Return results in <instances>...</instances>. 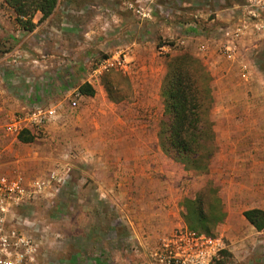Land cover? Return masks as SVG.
Listing matches in <instances>:
<instances>
[{
	"label": "rangeland",
	"instance_id": "rangeland-1",
	"mask_svg": "<svg viewBox=\"0 0 264 264\" xmlns=\"http://www.w3.org/2000/svg\"><path fill=\"white\" fill-rule=\"evenodd\" d=\"M71 1L59 0V13L78 6L75 5L77 0L75 3ZM110 1L113 0H107L108 4ZM145 2L137 0L127 8L132 12L131 5L139 4L152 10L151 19L139 21L145 23L139 41L150 40L151 51H138L139 55H135L137 61L133 60L135 57L130 59L125 53H117L121 58L125 56V70L96 71L104 59L116 54L95 50L85 57V74L81 75L85 83L89 81L95 86L94 95H97L87 103L81 101L82 106L107 108L109 102L128 101L135 112L133 120H130L134 124V135L125 129L118 135L113 134L108 128L103 135L87 138L90 144H86L87 129L71 124L65 127L63 114L60 116L61 106L68 116L79 111L70 107V95L66 96L69 94L66 92L75 87L76 80L71 77L67 80L71 86L61 94L63 103L60 107L44 103L45 107L56 108L58 113L57 118L49 123H53L51 135L54 137L45 132L31 143L14 142L2 157L1 170L20 172L29 181L44 177L50 170H69V179L58 193L49 191V195L28 207V217L43 235L40 264H147L149 246L137 244L133 230L129 231L132 225L139 227L136 224L145 217L151 224L162 220L164 224L174 222V227L182 225L187 228L183 201L198 193L205 196V213L209 212L208 199L214 195L219 198L225 213L224 220L211 231L214 236H222L227 245L214 264H264V228L257 231L243 216L246 210L264 211V47L257 56H252L253 49L243 48L239 39L233 61L223 58L218 51L224 41L222 31L226 27L232 30L237 26L235 22L242 18L245 0H199L197 6H191L190 0H183L182 4L181 0H155L150 1V5H145ZM224 9L233 10L231 22L215 20L208 24L210 19H215V11ZM195 11L201 15L208 13L207 20L202 17L195 20L191 16ZM39 14H34L33 19ZM95 14H98L96 8L84 10L86 17ZM166 28L174 32L182 29L185 36L173 34L163 38L162 32ZM30 33L31 30L26 31L16 23L13 9L0 0V81L18 72L19 77L15 76L18 87L26 83L31 85L40 79L44 85L41 90L51 97L54 81L61 80L63 73L49 70L45 64L46 56H38L31 50L29 53L25 36ZM198 36L204 39L198 42ZM181 40L184 42L180 44ZM200 44L208 46L207 55L198 53ZM162 45L169 46L170 50L160 51ZM182 53L199 60L211 77L213 105L209 116L217 150L205 174L185 171L182 164L162 150L159 142L158 132L163 120L160 86L166 73V62L169 57ZM13 60L17 64L12 65ZM28 67L32 69L27 70ZM36 67L41 70L38 75L34 74L37 73ZM107 110L109 114L104 116L101 113L95 118L110 126L114 119L112 114L110 116V109ZM162 127L167 129V126ZM118 144L121 150L128 145L135 147V152L130 154L140 171L135 175L145 176L147 182L130 184L128 189L127 185H121L123 189L120 191L127 194L119 200L113 199L114 203L110 192L109 198L101 196L102 189L106 191V186L109 189L111 185L97 184L94 175L96 164L110 155L108 150H116ZM38 146L52 150L54 155L41 161L37 169L30 165L28 169L22 168L24 160L20 157ZM10 151H19L20 156L15 157ZM121 156L118 153V158ZM47 160L51 162L47 163ZM159 237L155 236L152 241Z\"/></svg>",
	"mask_w": 264,
	"mask_h": 264
},
{
	"label": "crops",
	"instance_id": "crops-1",
	"mask_svg": "<svg viewBox=\"0 0 264 264\" xmlns=\"http://www.w3.org/2000/svg\"><path fill=\"white\" fill-rule=\"evenodd\" d=\"M72 1V3L76 2L75 0ZM77 1L78 2L75 5L78 6L69 8L67 12H63L62 10L59 13L58 0L53 13L49 17L39 20V14V16L32 20L34 27L32 28L31 33L25 36V41H28L26 43L29 45V51L31 50L33 54L38 56H46L45 64L49 70L61 71L63 73L61 80L56 79L54 81L53 95L51 97L46 96L47 94L45 91L41 90L44 85L41 83L40 79L38 80L36 78V76L34 77L37 80L32 82L31 85H27L26 83L18 87V85L15 84V76L19 77V73H14L13 77L10 74L5 81H0V125L4 124L12 114L24 113L34 104L47 105L49 102L52 106L60 107L63 103L61 96L64 92L63 90L66 87L71 86L70 83L67 84L68 79L73 77L76 80V83L75 87L72 88V91L66 92L69 93L66 96H69L70 93L77 90L81 84L85 83V80L81 78V75L85 74L83 69L85 66L84 62L87 61L85 60V57L93 54L95 50L104 54L125 53L130 59H133L135 55H139V53H137L138 51H151L152 42H150V40L139 41L145 23L139 22L143 20L136 19L133 16V13L127 8V5L129 7L130 3L137 2V0H113L110 1V4H108L107 0ZM150 1L153 2L155 0H146L145 5H150L148 4ZM190 1L191 6L199 5V0ZM182 3L183 0H181V4ZM90 7L96 8L98 14L91 17L84 16V10ZM232 11V9L215 11V19H210L208 24L215 20L222 23L231 22L233 17ZM107 13L109 15H106ZM208 15L209 14L206 12L202 15L196 11L191 13V16H193L195 20H200V17L207 20ZM162 33L164 34L163 38H165V36L170 37L173 34L185 36V32L182 31V29H180V32H174L173 30L170 31L169 28H166ZM244 34H246L245 37L242 36L240 38L243 43V48L246 50L252 48L253 51H251L250 55L257 56L262 47H264V31L254 33L251 30H246ZM250 34L252 37H250ZM197 38L198 39L196 40H198V42L199 39H204L203 36H198ZM209 40L212 42L211 39H207V41ZM31 51L29 53H31ZM209 57L211 56H208V58ZM137 58L138 57H135L133 60L137 61ZM30 69H32V67H28L27 70ZM36 71L37 73L34 74L37 75L41 72L39 68H37ZM67 74H71V76L69 77ZM88 83L90 82L88 81ZM90 85L95 88L92 83H90ZM94 98H97V95L92 97L82 96L79 99L76 108L79 109V111L76 114H70L69 116L65 115L66 110L64 109V106H61L63 110L60 112V116L63 114L65 127L67 126L68 128V125L71 124L73 126H80V128H84V130L87 129L85 134L86 139H92V137L103 135L104 131L108 130V128L112 130L113 134L118 135L125 129L127 132L131 130V134L134 135V124L131 123L130 120H133L135 112L132 110L133 108L130 107L131 104L128 101L119 102L118 104L113 102H109L110 104L108 103L107 108L110 109V116L113 115L114 123L112 125L110 124V126H106L105 124L103 125L104 122H99V120L95 118V115L98 117L101 113H104V116H106L109 114L107 108H98L87 104L82 106L81 101L84 100V102L87 103L88 99L92 100ZM67 128L65 129V132ZM52 130L53 123L45 126L44 133L46 132L51 137H54L51 135L53 134ZM89 139H87L88 142L86 144H90ZM102 148L105 149V145H103ZM116 148V150H108V154L110 155L107 154L108 156H106V159L101 160L99 165L96 164L94 175L97 184L111 185L109 189L106 186V191L102 189L101 196L109 198L110 192L112 201L113 199L119 200V197H124V195L127 194V192L120 191L123 189L121 188V185H127L128 189L130 184L147 182L145 176L139 177L138 175H135L136 172H140L137 170V164L135 163L136 160H134L135 158H131L130 155L135 152V147L133 145H128L125 150H121L118 144ZM10 152L12 155H15V157L20 156L18 153L19 151L15 153L12 151ZM51 153L52 150H44L39 146L33 147L28 154H23L24 156L20 157V160H24L22 162V168L25 167L28 169L30 165L31 168L37 169L38 166L41 165V161L48 159V156L54 155V153ZM118 153L122 154V158H118ZM109 156L110 158H107ZM48 161L49 160L46 162H51ZM143 174L145 175L146 173L144 172ZM147 177L149 178L150 175L148 174ZM100 188H103V186ZM140 220L142 222L139 221L136 224V226L139 227H134L132 225L133 228L130 230L128 229L129 231L133 230V238L135 237V240L139 245L150 246L155 242L152 241V238L158 235L162 236V232H168L175 228L173 224L174 222L164 224L163 221L160 220L156 222V224H151L147 222L148 219L145 217ZM132 223L134 224V222Z\"/></svg>",
	"mask_w": 264,
	"mask_h": 264
},
{
	"label": "built area",
	"instance_id": "built-area-1",
	"mask_svg": "<svg viewBox=\"0 0 264 264\" xmlns=\"http://www.w3.org/2000/svg\"><path fill=\"white\" fill-rule=\"evenodd\" d=\"M131 8L139 20L152 18V10L144 5H131ZM241 15L242 18L235 22L237 26L234 29L226 27L222 31L224 41L218 47L219 54L231 61L236 58L239 39L246 30L256 33L264 31V0H245ZM183 42L181 40L180 44ZM197 49L198 53L208 54V46L205 44H200ZM159 50L169 51L170 47L162 45ZM124 58L120 54L106 58L96 71L125 70L127 63ZM14 64H17L15 60L12 61V65ZM81 97L78 90L70 93V107L77 108ZM57 116L56 108L42 104H34L24 113L12 114L0 125V167L3 155L14 142H19L17 137L22 132L28 131L37 138ZM68 179V169L50 170L35 181L26 180L20 172L0 169V264H40L43 235L28 217V207L50 193H58ZM226 249L222 236H208L181 225L159 237L152 247L149 246L147 264H214Z\"/></svg>",
	"mask_w": 264,
	"mask_h": 264
},
{
	"label": "trees",
	"instance_id": "trees-1",
	"mask_svg": "<svg viewBox=\"0 0 264 264\" xmlns=\"http://www.w3.org/2000/svg\"><path fill=\"white\" fill-rule=\"evenodd\" d=\"M16 15V23L22 29L32 30L34 14L40 13V20L49 17L58 0H3ZM81 96L92 97L95 90L90 83L78 87ZM163 104V120L159 128V142L163 151L183 165L185 171L205 174L210 160L216 153L213 123L210 110L213 105L211 77L199 60L182 53L169 57L166 73L160 86ZM167 126V129H162ZM165 133V134H164ZM164 134V135H163ZM20 143H31L34 136L28 131L18 137ZM204 194L183 201V217L187 228L208 236L225 218L219 198L208 199V213L204 212ZM244 218L257 230L264 228V211L251 209L243 212Z\"/></svg>",
	"mask_w": 264,
	"mask_h": 264
}]
</instances>
